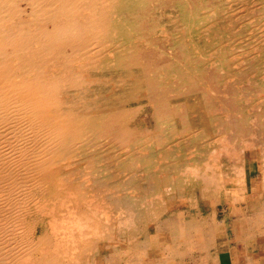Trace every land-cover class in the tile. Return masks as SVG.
I'll return each instance as SVG.
<instances>
[{"label": "bare ground", "instance_id": "bare-ground-1", "mask_svg": "<svg viewBox=\"0 0 264 264\" xmlns=\"http://www.w3.org/2000/svg\"><path fill=\"white\" fill-rule=\"evenodd\" d=\"M138 1L0 0V264L113 262L112 258L117 256L116 244L132 246L137 235L134 236L136 222L148 219L152 212L166 215L162 226L167 231H160L155 239L147 236L146 245L152 241L166 242L184 253L181 248L196 243L195 231L202 233L205 241L214 239L211 223L222 221L223 209L207 218V224L198 219H185L183 215L185 209L187 213L192 210L197 213L201 202L233 199L223 189L233 178L221 169L226 165L215 153L222 151L226 160H230L228 143L232 136H242L247 123L234 117L237 114L226 105L237 95L235 91L204 87L206 80L212 84L216 76L204 68L194 71L190 56L193 52L190 55L188 52L191 40L190 44L180 39L177 45H167L147 39L149 29L161 27L174 37L177 36L174 33L181 32L180 28L187 27L192 19L188 21L182 7L170 6L165 12L166 19L150 17L152 23L146 26V14L142 11L141 15L146 3L140 9L136 5ZM214 1L208 13L217 14L215 20L223 21L224 31L227 29L232 34L235 31L232 28L242 21L235 12L236 3L239 2L240 8L246 1ZM248 3L254 4L252 0ZM186 5L191 13V4ZM131 29L136 32L128 36ZM175 46L176 52L170 54ZM170 74L179 80L177 89H164L161 79ZM138 98L151 105L150 116L140 115L139 108L132 107ZM215 107L221 109L218 117L212 115ZM258 116L263 118L264 108ZM214 121L216 127H212ZM256 125L264 129V118ZM252 145L259 147V142ZM153 146H158L155 149L158 151ZM144 149L146 178L142 179L145 181L135 175L143 167L134 168L142 162ZM173 152H176L174 156ZM156 153H160L163 162L157 160ZM239 168H235L237 173L241 171ZM131 182L140 189L137 200L132 195L135 189ZM158 191L159 202L153 201L151 194ZM244 192L237 194L247 195ZM144 203L146 210L143 207L137 211ZM118 206L124 210L116 216L113 212ZM170 212L175 215L171 217ZM102 251H109L108 256Z\"/></svg>", "mask_w": 264, "mask_h": 264}, {"label": "rangeland", "instance_id": "rangeland-1", "mask_svg": "<svg viewBox=\"0 0 264 264\" xmlns=\"http://www.w3.org/2000/svg\"><path fill=\"white\" fill-rule=\"evenodd\" d=\"M131 1H134V0H131ZM138 1V0H137ZM149 1V2H148ZM146 0V1H144V0H139L138 2H137V7L139 8L140 7V9H141V7L143 6V4H145V7H144V9H142L141 10V15H142V11L146 14V26H149L151 23H152V19L151 18H153L154 20L155 19H158V20H161V21H163L164 19H166L167 17H168V15L165 13L166 12V10L170 7V6H172V5H176L177 7H182L181 8V10H183L182 12H184L183 14L186 16V18H188V21L190 20V19H192V20H190L191 21V23L189 24V22H188V25H187V27H182V28H180L179 29V32L181 31L182 32V30H184L183 31V33H182V35L180 34V33H174V34H176L177 36H174L173 37V35L171 34H169V33H166L165 31H164V29L162 28V29H158L159 30V32L157 31V29L156 30H154L153 31V29H149L148 31L146 30V36H147V39H149V40H156L157 42H159V43H165V44H167V45H169V43H171L172 45H177L178 44V40H182V41H184V42H188L189 44H190V42H191V46H190V49L188 50V52H189V55H190V53L191 52H193V53H191V55L190 56H192L193 58L191 59L192 60V65H193V67L195 68L194 69V71L195 72H197V70L196 69H198V67L200 68V69H202V70H204L205 69V71L207 72V73H213L216 77H215V80H214V82H212V84H209V81H207L206 80V85L204 86V87H214L215 89H218V90H220V91H222V90H228V89H231V91L233 92V91H235V95L236 96H234V97H231V99H230V101H227V103H226V105L227 106H229L230 107V109H231V111L233 112V113H236L237 115H234V117H237V118H239L240 120H245L246 121V123H247V126H246V128L245 129H243L242 130V136L240 135V134H238L236 137H234V136H232V138L230 139V142L228 143V144H230L231 145V147H230V145H228V149H227V153H229V155L231 156V158H230V160H226V157H224V155H223V152L221 151V153H219V151H215L216 153V157L217 156H219L220 155V157H219V160L221 161V163H223V165L225 164L226 166L225 167H221V169H223V170H225V174H229L230 173V175H231V177L233 178L232 179V182L230 183V184H226L224 187H223V189H225V190H228L229 192H230V194L232 195V197H233V199L232 200H230V201H226V202H223V201H220V203L219 202H217L215 199L214 200H212L211 201V203L209 204H204L203 202H201V204H200V208L198 209V211H197V213H195L193 210L192 211H189L188 213H187V209H185V215H183V217L185 218V219H190V220H195V219H198V220H200V221H204L206 224H207V218H212V216H214V215H216V214H218L219 213V208H221V209H223V211L222 212H229V209H231V208H233V207H240V205L242 206V205H245V202H246V197H248L247 195H244V194H237V193H242V191H245V192H250V191H253V189H254V185L252 184V182H250V173H251V171H254L255 172V175L257 176V173H258V179L260 180V181H262V177H263V170H264V129H263V127L262 126H260V127H258L257 128V123H260L261 122V120H262V122H263V118H264V116H263V118H261V116H258L260 113H261V111L263 110V108H264V87H263V85H264V77L262 76L263 74H264V16H262L263 14H264V9H263V7H264V0H259V3H258V1L256 2L255 0V2L252 0V3H254V4H249L248 3V0H244V1H246V2H243L242 0V2H243V4H245V5H241L240 6V8H239V2H237L236 3V5H237V7L238 8H236V10H235V12H237L239 15H237V16H240L239 18V20L241 21V22H239V23H237L236 24V26L234 27V28H232L233 30H235V31H233V33H234V35H233V33L232 34H228L227 33V29H225V31H224V25H223V21L222 22H217L216 20H217V14H209L208 13V10L210 9V6H211V3L214 1V0ZM198 1V2H197ZM215 1H218V0H215ZM214 1V2H215ZM136 2V1H135ZM140 2H141V4H140ZM142 2H144V3H142ZM148 2V3H147ZM156 2V3H155ZM176 2V3H175ZM177 2H178V4H177ZM179 2H180V4H179ZM262 2V3H261ZM186 3L187 4H191V13L193 14H191V13H188V11L186 10L187 9V7H188V5H186ZM200 3H201V5H200ZM222 3H224V2H222ZM162 4V5H161ZM184 4V5H183ZM226 4V2L223 4V5H225ZM257 4V5H256ZM259 4V5H258ZM153 5V6H152ZM161 5V6H160ZM192 5H195V6H192ZM253 5V6H252ZM261 5V8H259V6ZM263 5V6H262ZM148 6V7H147ZM160 6V7H159ZM185 6H187V7H185ZM206 6V7H205ZM244 6H245V9H244ZM248 6H250V8L248 7ZM254 6H255V9H254ZM199 7V8H198ZM204 7V8H203ZM251 7H253V8H251ZM189 8V7H188ZM203 8V9H202ZM206 8V9H205ZM209 8V9H208ZM242 8V9H241ZM258 8V9H257ZM152 11H151V10ZM196 9V10H195ZM197 9L198 10H200L199 12H197ZM240 9H241V11H240ZM248 9V10H247ZM249 9H251L250 11H249ZM254 9V10H253ZM262 9V10H261ZM159 10V11H158ZM195 12H194V11ZM205 12H204V11ZM206 10H207V12H206ZM261 12H260V11ZM203 11V12H202ZM194 12V13H193ZM241 12V13H240ZM242 12H244V13H242ZM196 13V14H195ZM204 15H202V14ZM206 13V14H205ZM208 13V14H207ZM245 13H246V15L248 16H246L245 15ZM258 13H260L261 14V16H260V14H258ZM157 14H159V15H157ZM189 14V15H188ZM200 14V15H199ZM243 15V16H241V15ZM258 14V15H257ZM202 15V16H201ZM212 15V16H211ZM245 15V16H244ZM251 15H253V16H251ZM255 15V16H254ZM257 15V16H256ZM208 16V17H207ZM209 16H211V17H209ZM260 18H259V17ZM151 17V18H150ZM163 17V18H162ZM166 17V18H165ZM206 17V18H205ZM252 17H254V18H252ZM262 17V18H261ZM162 18V19H161ZM197 18H200V19H197ZM201 18H202V20H201ZM207 18H210V19H207ZM216 19V20H215ZM250 21V24H249V21ZM252 19H253V22H251L252 21ZM261 19V20H260ZM149 20V21H148ZM197 20V21H196ZM214 20V21H213ZM245 20V21H244ZM195 21V22H194ZM204 21V22H203ZM236 21V20H235ZM215 24H214V23ZM245 22V23H244ZM247 22H248V24L249 25H251L250 27H247V26H249L248 24H247ZM202 23H203V25L206 23V24H208L210 27H208V25H202ZM212 23V24H211ZM217 23V24H216ZM241 23V24H240ZM195 24H198L197 25V27L195 26ZM211 24V25H210ZM245 24V25H244ZM263 24V25H262ZM191 25V26H190ZM194 25V26H193ZM200 25V26H199ZM212 25H214V27L216 28H214ZM217 25V26H216ZM221 25V26H220ZM190 28H189V27ZM199 26V27H198ZM239 26H242V28L244 29H242V30H240L239 28ZM252 26H254V27H252ZM258 26V27H257ZM194 27V28H193ZM208 27V28H207ZM211 27H213V29L211 28ZM261 27H262V29H261ZM165 28L167 29L168 27H166L165 26ZM210 28H211V30H210ZM222 28V29H221ZM192 29V30H191ZM252 29V30H251ZM259 30V32H258V30ZM133 30V31H132ZM161 30V31H160ZM168 30V29H167ZM194 30H196V31H194ZM198 30V31H197ZM200 30V31H199ZM212 31V32H210V31ZM218 30V31H217ZM248 30V31H247ZM249 30H250V33H249ZM190 31V32H189ZM242 33H241V32ZM130 32V33H129ZM135 32H136V29H131V30H129L128 32H127V34H128V36H130L132 33H134L135 34ZM191 32H192V34H191ZM196 32H198V33H196ZM199 32H200V34L201 35H199ZM213 32H215V33H213ZM256 32H258V33H256ZM163 33H165V34H163ZM195 33V34H194ZM212 33V34H211ZM224 33H226L227 35H229V36H227L226 34H224ZM241 33V34H240ZM244 33V34H243ZM255 33V34H254ZM261 33V34H260ZM133 34V35H134ZM198 34V35H197ZM218 34H220V35H218ZM221 34H223V35H221ZM243 34V35H242ZM248 34H250L249 36H248ZM186 35V36H185ZM189 35V36H188ZM256 35H259V36H256ZM182 38H184V39H182ZM195 36H197V37H195ZM203 36H205V37H203ZM210 38H209V37ZM214 36H218L217 38L216 37H214ZM244 36H248V37H244ZM251 36V37H250ZM256 36V37H255ZM263 36V37H262ZM178 37V38H177ZM190 37H194V38H190ZM202 37V38H201ZM222 37V38H221ZM226 37V38H225ZM234 37V38H233ZM190 38V39H189ZM197 38H198V40H197ZM225 40H224V39ZM228 38V39H227ZM261 38V39H260ZM171 39H172V41H171ZM176 39V40H175ZM186 39V40H185ZM200 39V40H199ZM202 39V40H201ZM204 39H206V40H204ZM212 39V40H211ZM214 39V40H213ZM218 39V40H217ZM220 39V40H219ZM230 39H233V40H230ZM237 39H238V42H237ZM239 39H240V43H239ZM244 39V40H243ZM253 39V40H252ZM259 41H258V40ZM180 40V41H181ZM191 40V41H190ZM243 40V41H242ZM258 42H257V41ZM190 41V42H189ZM193 41H194V43H193ZM214 41H215V43H214ZM229 44V46L226 44V42ZM202 42V43H201ZM213 42V43H212ZM218 42H219V44H218ZM222 42V43H221ZM235 42V43H234ZM256 42V43H255ZM262 42V43H261ZM197 43V44H196ZM199 43V44H198ZM201 43V44H200ZM210 43V44H209ZM225 45H224V44ZM245 43V44H244ZM254 43V45H252ZM213 44V45H212ZM223 44V45H222ZM239 44H240V46H239ZM203 45V46H202ZM210 45V46H209ZM219 45H221V46H219ZM234 45V46H233ZM242 45V46H241ZM194 46V47H193ZM196 46H198L197 47V49L199 50V52L198 51H196L197 49H196ZM217 46V47H216ZM234 47V48H231V47ZM255 46V47H254ZM256 46H257V48H256ZM219 47H220V50H218L219 49ZM224 47V48H223ZM240 47H243L242 49L240 48ZM252 47V48H251ZM254 47V48H253ZM174 48H176L177 49V46H175V47H172V49H170V54H173L174 52H176V50H173ZM195 49V52H194V49ZM216 48H217V50H216ZM231 48V49H230ZM240 48V49H239ZM251 49V50H250ZM263 49V50H262ZM203 50H204V52H206L205 53V55H204V52H203ZM214 50V51H213ZM215 50H216V52H215ZM225 50V51H224ZM238 50V51H237ZM242 50H246V52H243ZM261 50L263 51V52H261ZM209 51H211V52H209ZM218 51H220V52H218ZM232 51V52H231ZM248 51V52H247ZM253 53H252V52ZM256 51V52H255ZM209 54H208V53ZM214 52V53H213ZM225 52L227 53V55L225 54ZM240 52V53H239ZM243 52V53H242ZM251 52V53H250ZM199 53V54H198ZM202 53H203V55H202ZM237 53V54H236ZM256 53V55H258V56H253L254 54ZM259 53V54H258ZM194 54V55H193ZM208 54V55H207ZM233 54H234V58L232 57L233 56ZM249 54V55H248ZM251 54H253V55H251ZM199 55V56H198ZM202 55V56H201ZM223 55V56H222ZM230 55H232V56H230ZM216 56L218 57V58H216ZM222 56V57H221ZM232 58H230V57ZM245 56V57H244ZM247 56H248V59H247ZM206 57V58H205ZM216 59H215V58ZM250 57H251V59H250ZM194 58L196 59V60H194ZM202 58H204V59H202ZM214 58V59H213ZM258 58V59H257ZM261 58H263V59H261ZM220 59V60H219ZM222 59V60H221ZM242 59L244 60L243 62H240V60L242 61ZM257 59V60H256ZM211 60H213V62L211 61ZM259 60H260V63H259ZM202 61V62H201ZM208 61H209V63H208ZM220 61V62H219ZM223 61V62H222ZM239 61V62H238ZM215 62H217V63H215ZM228 62H229V64H228ZM237 62V63H236ZM197 63H201V65L200 64H197ZM211 63H212V65H211ZM215 65H214V64ZM207 64H209V65H207ZM235 64V65H234ZM254 64H256V65H254ZM205 65V66H204ZM211 65V66H210ZM237 65V66H236ZM245 65V66H244ZM263 65V66H262ZM216 66L218 67V68H216ZM232 66V67H231ZM235 66V67H234ZM197 67V68H196ZM230 67V68H229ZM246 69H245V68ZM204 68V69H203ZM223 68V69H222ZM240 70H239V69ZM262 68V69H261ZM238 69V70H237ZM244 69V70H243ZM248 69V70H247ZM260 69V71H258ZM219 70V71H218ZM235 70V71H234ZM237 70V71H236ZM257 70V71H256ZM226 73H225V72ZM254 73H253V72ZM222 72V73H221ZM263 72V73H262ZM229 73V74H228ZM252 73V74H251ZM233 74V75H232ZM250 74V75H249ZM169 75V74H168ZM168 75H166V77H162V79H161V81H163L162 83L163 84H165V88L164 89H173V88H175V89H177V85L179 84L178 83V79L175 77L176 75L175 74H170L171 76H168ZM262 77H261V76ZM250 76V77H249ZM259 76L261 77V78H259ZM173 77H174V79H173ZM226 77V78H225ZM234 77V78H233ZM238 77V78H237ZM249 77V78H248ZM176 78V79H175ZM230 78V79H229ZM172 79V80H171ZM221 79H222V81H221ZM258 79V80H257ZM166 80V81H165ZM220 81V82H219ZM258 81V82H257ZM172 82V83H171ZM169 83V84H168ZM243 83V84H242ZM253 83V84H252ZM168 84V85H167ZM235 84V85H234ZM170 85L172 86V87H170ZM176 86V87H175ZM179 86V85H178ZM174 90V89H173ZM181 91H184V88H183V90H181ZM262 92V93H261ZM178 93H180V91H178ZM248 94V95H247ZM263 94V95H262ZM261 95V96H260ZM238 96V97H237ZM253 97V98H252ZM257 97V98H256ZM140 98V97H139ZM138 98V99H139ZM255 98V99H254ZM259 98H261V100L259 99ZM136 99V100H134L133 102H132V104L131 105H133L132 107H138L139 108V113H140V115H143V116H146V117H148V116H150L151 115V113H152V111H151V105L149 104V103H147V101L146 100H144V99ZM240 99V100H239ZM258 99V100H257ZM237 100V101H236ZM256 100L258 101V102H256ZM142 101V102H141ZM242 101V102H241ZM247 101V102H246ZM140 102V103H139ZM240 102V103H239ZM142 103V104H141ZM253 103V104H252ZM256 103V104H255ZM239 104V105H238ZM137 105V106H136ZM147 105V106H146ZM243 106V107H242ZM252 107V108H251ZM141 108V109H140ZM217 108V109H216ZM248 108V109H247ZM259 108V109H258ZM146 109V110H145ZM215 109H216V112H214V113H212V115L214 116V117H218V116H220L219 115V111H221V109L219 108V107H215ZM242 109V110H241ZM246 109L248 110V111H246ZM258 111V112H257ZM258 113V114H257ZM239 114V115H238ZM258 116V117H257ZM244 117H245V119H244ZM223 118V117H222ZM260 119V120H259ZM248 120V121H247ZM215 123H213V125H212V127H216V125H217V123H216V121H214ZM177 137V136H176ZM176 137H174V139H175V141H176ZM249 142V143H247L246 144V142ZM256 141H258L259 142V147H258V145L255 147V145H252V143L253 142H256ZM249 144V145H248ZM249 147H248V146ZM250 145H252L253 147H251ZM247 147V148H244V147ZM153 147H155L154 148V150L158 147H156V146H153ZM152 147V148H153ZM233 148H234V150H233ZM244 150H243V149ZM158 149H159V147H158ZM161 149V148H160ZM242 151H241V150ZM154 150L152 151V152H154ZM231 150H233L234 152H235V150H236V152L234 153L233 151L231 152ZM156 151H158V150H155V152ZM239 151H240V153H239ZM141 152H145L144 154H142V157H143V159H142V162L141 163H139V164H137V165H135L134 166V168L136 169V170H138V169H141L142 167V174H139L141 171H136L135 172V175H136V173H137V177L138 176H140V177H138L139 178V180H144V179H142V178H146V169L144 170V168H146V150L144 149V150H141ZM214 152V151H213ZM174 154H173V156L176 154V152H173ZM182 154L181 152H177V154ZM226 153V154H227ZM215 154L213 153V156H215ZM183 155H185V154H183ZM187 155V154H186ZM185 155V156H186ZM232 155H234V156H232ZM238 155V156H237ZM237 156V157H236ZM155 157H158V161L161 159V155H160V153H156V156ZM188 157H189V155H188ZM236 158V159H235ZM242 158V159H241ZM262 158V159H261ZM145 159V160H144ZM154 159V158H153ZM235 159V160H234ZM241 159V160H240ZM143 160H144V162H143ZM255 160H256V162H255ZM160 161H162L163 162V160H160ZM227 162H229V163H227ZM165 163V162H164ZM154 164V163H153ZM236 164L237 165V167H239L240 166V168L238 169V170H241V171H238V173H237V171H236V169H237V167H236V165L234 166V165ZM232 166H233V168H234V170L236 171V173L238 174V176H236L237 174L235 173V171L234 170H232L233 168H232ZM256 166V167H255ZM232 169H231V168ZM230 168V169H229ZM236 168V169H235ZM242 168V169H241ZM249 168L251 169V170H249ZM254 168V169H253ZM144 170V171H143ZM151 170L152 171H154V169H152L151 168ZM234 171V172H233ZM244 171V172H243ZM262 171V172H261ZM145 172V173H144ZM227 172V173H226ZM233 172V173H232ZM243 174V175H242ZM142 175H144V176H142ZM243 176V178H241V177H239V176ZM177 176V174L175 175L174 174V177H176ZM141 178V179H140ZM241 178V179H240ZM245 179V180H244ZM254 179V178H253ZM117 180H118V177H117ZM238 180V181H237ZM258 180V181H259ZM145 181V180H144ZM237 181V182H236ZM240 181H241V184H240ZM260 181H259V183H260ZM142 182V181H141ZM245 182V183H244ZM131 184H132V187L136 190H133L134 192V194L132 193V195H134L136 198H134V200H137L138 199V196L140 197V195H139V193H140V189H136V187H135V185H134V183L133 182H131ZM261 184V183H260ZM247 188V189H246ZM251 188V189H250ZM242 189V190H241ZM246 189V190H245ZM232 190V191H231ZM233 190H235V192H233ZM236 190H237V192H236ZM241 190V191H240ZM227 191V192H228ZM138 192V193H137ZM244 192V193H245ZM137 193V194H136ZM237 195V196H236ZM151 196L152 197H154L152 200L153 201H157V202H159V199H160V196H159V191L158 192H153L152 194H151ZM235 196V197H234ZM246 196V197H245ZM234 198H237V199H234ZM245 199V200H244ZM220 200V199H219ZM239 200V201H238ZM235 201H238V202H235ZM145 203H146V200L144 201ZM210 202V201H209ZM145 203H144V206H143V204H141V206L140 207H138L137 208V211H142L143 210V207L145 208V210H146V205H145ZM204 205V207H203V205ZM225 205V207H224V205ZM140 205V204H139ZM205 205H207V206H205ZM234 205V206H233ZM217 206V207H216ZM202 207V208H201ZM140 208V210H138ZM120 209V210H119ZM124 210V209H123ZM123 210L121 209V207H117V210L115 211V212H113V213H115L116 214V216H119V214L121 213V212H119V211H122L123 212ZM201 211H202V213H201ZM206 212V213H205ZM140 213V212H139ZM158 213L159 212H152L150 215H149V217H148V219L145 217V219L143 218L141 221L142 222H140L139 221V219H138V221L136 222V226H137V228H136V226H135V228L137 229V233H135L134 234V236L136 235V237H134V239H133V245L132 246H127L126 244H123L122 242H116L117 244V246L114 248V252L115 251H117V253H116V257L115 258H112V259H114V261L113 262H108L107 260L106 261H102L101 263L102 264H146V257L147 256H149V255H154V254H156V252L159 250V248H160V250L163 252V253H166L165 251H167V250H169V249H171L172 250V248H169V247H172L170 244H168V243H166V242H158V243H154L153 241H152V243L151 244H147L146 245V238L148 239V237L149 238H152V239H155L158 235H159V232L161 231L162 233H164L165 231H167V230H165V229H163L164 228V226H162L163 224V220L165 219V217H166V215L165 214H161V213H159V215H158ZM170 213H172V214H170ZM169 214L171 215V217H173L174 215H175V213L174 212H170ZM141 214V213H140ZM168 215V214H167ZM151 216V217H150ZM154 216H156V218L154 217ZM164 216V217H163ZM202 218H201V217ZM143 217V216H142ZM162 217V218H161ZM187 217V218H186ZM189 217V218H188ZM149 218H151L152 220H149ZM164 218V219H163ZM200 218V219H199ZM222 218H223V216H222ZM146 219H147V221H146ZM160 219H162V220H160ZM149 220V221H148ZM156 220V221H155ZM221 220V219H220ZM145 221V222H144ZM159 221V222H158ZM150 222H151V224H150ZM140 223H141V226H140ZM145 223H146V227H145ZM148 223V224H147ZM154 223H156V224H154ZM137 224H139V225H137ZM211 225H212V229L213 230H216L217 228V230H222V223H220V226H217V225H215V223L214 224H212L211 223ZM139 226V227H138ZM145 227V228H144ZM142 230H141V229ZM149 228V229H148ZM160 228V229H159ZM139 229V230H138ZM141 230V231H140ZM145 230V231H144ZM150 230V231H149ZM152 230V231H151ZM153 230H154V232H153ZM157 232H156V231ZM139 232V233H138ZM120 232H118L117 233V235L118 236H120L121 234H119ZM148 233V234H147ZM145 235H146V237H145ZM143 236V237H142ZM148 236V237H147ZM195 236H196V239H195ZM142 237V238H141ZM193 238H194V240H195V242L196 243H194L195 244V247L198 245H201V241H203V239H204V237H203V234L202 233H200V232H198V231H195L194 232V234H193ZM198 240V241H197ZM121 245V246H120ZM126 245V246H125ZM158 245V246H157ZM117 248V249H116ZM122 248V249H121ZM127 248V249H126ZM144 248V249H143ZM165 249V250H164ZM160 250H159V252H160ZM120 251V252H119ZM122 251V252H121ZM101 253H103V254H105L106 256H108V254H109V251H102ZM118 253H119V255H118ZM145 253H146V255H145ZM132 256V257H131ZM134 256V257H133ZM130 257V258H129ZM122 259V260H121ZM121 262V263H120ZM136 262V263H135ZM138 262V263H137Z\"/></svg>", "mask_w": 264, "mask_h": 264}, {"label": "crops", "instance_id": "crops-1", "mask_svg": "<svg viewBox=\"0 0 264 264\" xmlns=\"http://www.w3.org/2000/svg\"><path fill=\"white\" fill-rule=\"evenodd\" d=\"M250 178L255 192H247V195L250 193L251 196H248L250 200L245 202V205L233 207L229 209L228 213L223 212L222 221L215 224L220 226L222 223V230H217V228L213 231L214 239L212 241L208 242L203 239L199 246L195 247V244H192L186 249L179 248L184 253L177 250L176 247H169L172 250L169 249L166 253L159 252V248L156 254L146 257V264H202L203 262L204 264H239L240 262V264H264V187H262L264 186V178L262 177L263 182L261 181L260 184L254 171H251ZM183 259L184 261H182Z\"/></svg>", "mask_w": 264, "mask_h": 264}]
</instances>
